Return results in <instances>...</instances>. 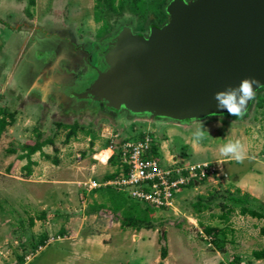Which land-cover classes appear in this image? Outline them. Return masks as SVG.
<instances>
[{"label": "rangeland", "instance_id": "rangeland-1", "mask_svg": "<svg viewBox=\"0 0 264 264\" xmlns=\"http://www.w3.org/2000/svg\"><path fill=\"white\" fill-rule=\"evenodd\" d=\"M133 1L114 0L108 8L95 0H0V108L14 114L0 135V264H156L162 245L163 264H232L235 257L239 264H264L251 255L264 249V219L239 214L240 206L264 214V90L243 118H201L209 136L200 143L192 135L198 120L131 114L72 96L105 68L102 51L123 25L146 35L156 22L157 0ZM73 123L80 128L65 141L64 125ZM35 129L52 140L30 155L44 166L37 176L27 175L26 159L18 158ZM145 132L162 167L176 161L212 170L180 189L166 208L137 203L105 183L115 168L104 163L108 149ZM236 139L247 150L243 162L219 154ZM100 203L122 207L87 213ZM132 203L153 210L152 229L121 227L120 217L137 208ZM197 203L207 207L197 210ZM222 203L232 208L226 222L217 218ZM41 211L44 219H36ZM203 226L217 231L206 234Z\"/></svg>", "mask_w": 264, "mask_h": 264}, {"label": "water", "instance_id": "water-1", "mask_svg": "<svg viewBox=\"0 0 264 264\" xmlns=\"http://www.w3.org/2000/svg\"><path fill=\"white\" fill-rule=\"evenodd\" d=\"M164 10L146 35L123 25L102 51L105 68L72 96L184 121L228 115L214 93L244 77L264 87V0H174Z\"/></svg>", "mask_w": 264, "mask_h": 264}, {"label": "built area", "instance_id": "built-area-1", "mask_svg": "<svg viewBox=\"0 0 264 264\" xmlns=\"http://www.w3.org/2000/svg\"><path fill=\"white\" fill-rule=\"evenodd\" d=\"M154 145L150 132L112 145L114 150L111 146L107 159L117 154V174L105 183L117 190L123 189L139 202L166 208L172 205L180 189L204 180L212 170L209 164L180 165L176 161L162 167L153 154Z\"/></svg>", "mask_w": 264, "mask_h": 264}, {"label": "trees", "instance_id": "trees-1", "mask_svg": "<svg viewBox=\"0 0 264 264\" xmlns=\"http://www.w3.org/2000/svg\"><path fill=\"white\" fill-rule=\"evenodd\" d=\"M114 0H95L96 5L99 6L101 4H106V6L108 8H113V3ZM133 1V0H132ZM133 3L135 4L136 1L134 0ZM164 0H157L154 4V11H156L155 13V17L157 18L156 22L151 24V25H156L159 26L161 25V23H164V21L166 20V13L164 12L162 6H163ZM259 90H264V87H260L256 90V94ZM255 94V96H256ZM255 98V97H254ZM105 106V105H104ZM0 114H2L0 116V135L1 133L4 131L5 127L7 125H9L11 123V120L13 118V112H10L8 114H6V112L4 110H2L0 108ZM6 116H8L6 118ZM58 126H60L61 124H58ZM64 127L68 128V131L65 134V141H68L70 138L74 137L75 133L78 131V129L80 128V126L77 125V123H73L71 125H67ZM36 132L35 134V138L34 139H30L27 140L23 145H22V153L18 155L19 159H26V164L23 165V168L26 170V173L29 174L31 172V167L32 165H34V161L31 160L30 155L36 151H42V147L45 144H51L52 140L49 138H41L42 134L39 132V130H34ZM141 135V134H140ZM138 135V136H140ZM127 139V138H125ZM132 139V138H131ZM152 151L153 154L156 155L157 152V148L155 147V145L152 147ZM45 158H48L47 154L43 155ZM111 164H117L118 163V156L117 154H113L110 159H109ZM53 163H57L56 160H53ZM117 174V171H114L110 176L115 177ZM109 177V178H110ZM230 194V195H229ZM229 196L228 198L234 202H240V198L233 196L231 192H229ZM122 197V196H121ZM128 198L134 200L135 202L138 203L137 200H135L134 198H131L128 196ZM112 197H110L109 200H111ZM112 201V200H111ZM113 202V201H112ZM140 203V202H139ZM143 203V202H142ZM145 204V203H144ZM133 206H136L137 208H135V213L134 212H130V213H126L123 216L120 217V225L123 228H132L134 230H140L142 228L144 229H152L153 226V222L151 220V213L153 212V210L151 208L147 207H143L140 208L137 204L132 203L131 204ZM151 206V205H150ZM149 206V207H150ZM196 209L200 210L202 208H206L207 206H201L200 204H195ZM121 204L118 203H113L112 207H108L105 204H95L94 206L89 207V209L87 210V213H96L99 209H104L103 211H107V212H115L116 210H119L121 208ZM152 208H157V207H153ZM221 208H222V212L220 214L217 215V218L223 222H226L229 219V214L232 211V208L229 206H226L225 204H221ZM133 211V210H132ZM239 214L241 215H248L250 217H254V218H263L264 219V214L248 208L246 206H240L239 208ZM45 217V213L44 211H41L39 213V215L36 217V219H44ZM30 224H33V219L29 220ZM203 230L206 234H211L217 231V228L215 227H211V226H203ZM64 231V233H63ZM62 232V233H61ZM60 233V235H67L68 230H62ZM222 234H224V231H221ZM259 233L261 235H264V225L260 226L259 228ZM164 237V232H162L161 234V239ZM167 255V248L165 245H162L160 247V252H159V261H157L156 264H163V260L166 258ZM252 257L255 258L256 260L258 259H264V249H259V250H253L251 253ZM232 264H239V260L237 257H235L232 260Z\"/></svg>", "mask_w": 264, "mask_h": 264}, {"label": "clouds", "instance_id": "clouds-1", "mask_svg": "<svg viewBox=\"0 0 264 264\" xmlns=\"http://www.w3.org/2000/svg\"><path fill=\"white\" fill-rule=\"evenodd\" d=\"M170 4L174 0H169ZM185 3L188 0H184ZM255 86V87H254ZM260 86V81L255 77H244L236 86H227L214 93L216 107L220 110H226L227 114L235 118H243L247 111L248 103L255 97L256 89ZM217 113V112H215ZM220 114L223 111L219 112ZM223 118V117H221ZM194 120L200 121L199 126L193 132V139L196 143L203 141L208 135L207 129L200 118L193 116ZM221 157L229 158L236 162H243L247 157L245 145L239 140H228L219 147ZM223 163V160L220 161ZM207 165H205L206 167Z\"/></svg>", "mask_w": 264, "mask_h": 264}, {"label": "crops", "instance_id": "crops-1", "mask_svg": "<svg viewBox=\"0 0 264 264\" xmlns=\"http://www.w3.org/2000/svg\"><path fill=\"white\" fill-rule=\"evenodd\" d=\"M172 123H173V122H172ZM108 150L110 151V149H108ZM106 151H107V150H106ZM31 160H33V159L31 158ZM107 160H109V159H107V157H106V159L104 160V163L107 162ZM33 161L35 162V163H34V166L32 167L33 170H32V168H31V171H32V172H30L29 174L32 173V174H34V176L40 175L39 172H42V167H44V166H43V165H40V163H37L36 160H33ZM171 162H172V161H171ZM171 162H170V163H171ZM170 163H169V164H170ZM184 165H188V164H184ZM116 170H117V167H116V164H115V168H114L113 172L116 171ZM26 174H27V173H26ZM29 174H27V175H29ZM42 175H43V174H42ZM38 177H40V176H38ZM40 179H41V178H40ZM50 179H51V178H50ZM107 179H108V178H107ZM41 180H42V179H41ZM41 180H39V181H41ZM105 180H106V179H105ZM39 181H38V182H39ZM47 182H48V181H47ZM66 183H68V182H66ZM65 185L68 186V184H65ZM65 185H64V187H66ZM91 185H93V184H91ZM91 185H90V187H91ZM64 236H67V235H64Z\"/></svg>", "mask_w": 264, "mask_h": 264}, {"label": "flooded vegetation", "instance_id": "flooded-vegetation-1", "mask_svg": "<svg viewBox=\"0 0 264 264\" xmlns=\"http://www.w3.org/2000/svg\"><path fill=\"white\" fill-rule=\"evenodd\" d=\"M102 55V54H101ZM98 103H100V102H98ZM102 104V103H101ZM104 105V104H103Z\"/></svg>", "mask_w": 264, "mask_h": 264}]
</instances>
